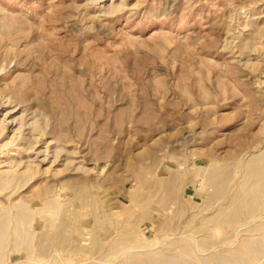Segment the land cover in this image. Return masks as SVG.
I'll return each instance as SVG.
<instances>
[{"label":"rangeland","instance_id":"rangeland-1","mask_svg":"<svg viewBox=\"0 0 264 264\" xmlns=\"http://www.w3.org/2000/svg\"><path fill=\"white\" fill-rule=\"evenodd\" d=\"M29 166L0 264H264V0H0V175Z\"/></svg>","mask_w":264,"mask_h":264},{"label":"bare ground","instance_id":"bare-ground-1","mask_svg":"<svg viewBox=\"0 0 264 264\" xmlns=\"http://www.w3.org/2000/svg\"><path fill=\"white\" fill-rule=\"evenodd\" d=\"M96 1V0H95ZM92 2H93V0H92ZM4 129V128H3ZM5 130V129H4ZM23 139V138H22ZM26 150H27V148H26ZM31 150V149H30ZM28 166V165H27ZM1 174V173H0ZM37 174V171L36 170H33L30 166L29 167H27V169H25V171H22V172H20V171H18L17 173H12L11 175H7V177H2L1 175H0V192H2V191H4V190H6L7 188H9L11 185H13L14 183H17V182H19V181H22V180H25V183L24 184H27L28 182H30L33 178H34V176ZM206 181V180H205ZM16 187H17V184H16ZM20 187V186H19ZM251 199V198H250ZM11 201V200H10ZM255 203H256V201H254ZM255 203H254V206H255ZM247 205H249V203H247ZM254 206H252V205H250V209L251 210H255V207ZM259 209V208H258ZM239 211V210H238ZM238 211L236 212L237 214H235V216L236 215H238V214H240V211H239V213H238ZM256 211V210H255ZM255 211H254V214H255ZM2 214V213H1ZM242 215V214H241ZM250 215H252V213H250ZM239 217V216H238ZM235 218H237V217H234V219ZM9 223V222H8ZM8 227H9V225H8ZM3 229H5V220L4 219H2L1 218V216H0V236H1V234H3ZM255 229V228H254ZM257 230V229H256ZM253 232V231H252ZM244 240H246V239H244ZM26 242V241H25ZM260 245H262V244H259V246ZM189 247V246H188ZM262 247H263V245H262ZM261 247V248H262ZM190 248V247H189ZM188 249V248H187ZM185 249L186 251H184V252H187V251H189L190 249ZM262 251H261V253L260 254H263L264 253V247L261 249ZM3 251H5V249L3 250ZM228 252H229V250H228ZM242 252H243V254H244V257H240V256H238V257H240L239 259H237V260H230L229 258H226V257H223V258H217V259H220V264H247V262H249V260H251L252 261V259H254V255H257L258 253H259V251L257 252V250H256V248L255 247H252V244H248V243H246L245 244V246L243 247V249H242ZM197 254V253H196ZM181 255V254H180ZM179 255V256H180ZM190 255H192V254H190ZM189 255V256H190ZM259 255V254H258ZM182 257H185V256H183V255H181ZM188 256V257H189ZM194 257H195V255H193ZM192 256V257H193ZM198 256V255H197ZM129 257V256H128ZM188 257H186L187 259H188ZM193 257V258H194ZM257 257V256H256ZM174 257L172 256V257H170L169 258V261H171L173 264H174V262H175V260L177 261V259L175 258V260H172ZM193 258H191V257H189V261H193L194 259ZM246 258L248 259V260H246ZM171 259V260H170ZM198 259H202L203 260V258H198ZM150 260V262H151V264H167V262H165L164 260H165V258H163L162 259V257L161 258H151V259H149ZM201 260V261H202ZM197 261H199V260H197ZM217 261V260H216ZM128 262H129V259H128ZM170 262V263H171ZM178 262V261H177ZM175 263V264H179V263ZM203 262V261H202ZM205 262V264L206 263H208V262H206V261H204ZM218 262V261H217ZM171 263V264H172ZM184 263V262H183ZM195 264H200L199 262H197L196 263V260H195V262H194ZM253 263V262H252ZM131 264H144V263H142V262H139V261H133ZM202 264H204V263H202ZM254 264V263H253Z\"/></svg>","mask_w":264,"mask_h":264}]
</instances>
